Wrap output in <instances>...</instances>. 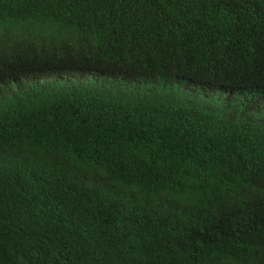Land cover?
Listing matches in <instances>:
<instances>
[{
  "label": "trees",
  "instance_id": "trees-1",
  "mask_svg": "<svg viewBox=\"0 0 264 264\" xmlns=\"http://www.w3.org/2000/svg\"><path fill=\"white\" fill-rule=\"evenodd\" d=\"M0 264H264V0H0Z\"/></svg>",
  "mask_w": 264,
  "mask_h": 264
}]
</instances>
